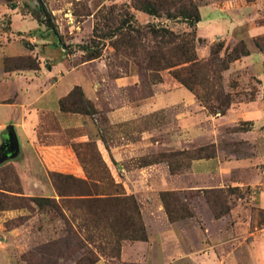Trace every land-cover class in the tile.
I'll list each match as a JSON object with an SVG mask.
<instances>
[{
    "label": "rangeland",
    "instance_id": "rangeland-1",
    "mask_svg": "<svg viewBox=\"0 0 264 264\" xmlns=\"http://www.w3.org/2000/svg\"><path fill=\"white\" fill-rule=\"evenodd\" d=\"M141 1L156 0H0V264H264V0H181L156 14ZM190 3L195 25L179 15ZM151 27L195 30V63L166 53L148 65ZM189 70L193 91L176 76ZM80 101L92 113L74 111ZM129 142L141 146L114 159ZM219 155L238 162L191 177L192 160ZM157 163L162 184L161 168L146 169ZM93 180L115 211L81 201ZM160 213L168 232L151 226ZM138 223L146 240L121 238ZM136 242L142 259L122 258Z\"/></svg>",
    "mask_w": 264,
    "mask_h": 264
},
{
    "label": "trees",
    "instance_id": "trees-1",
    "mask_svg": "<svg viewBox=\"0 0 264 264\" xmlns=\"http://www.w3.org/2000/svg\"><path fill=\"white\" fill-rule=\"evenodd\" d=\"M40 6H42V0H38ZM181 0H156L155 2H153L154 4H150L149 2L146 1H141L140 4L141 6L139 7L140 9L150 13V14H156V6L158 7H163L166 4H177L179 3ZM161 7V8H162ZM45 11V10H44ZM169 17H171L172 15L170 13H167ZM179 15L182 16L186 23H189L191 25H195L199 20H200V15L198 12L197 7H193L190 3L189 8H185L183 9V11H179ZM177 17V16H176ZM136 32V33H140L139 30H131L130 32ZM151 34L154 35V37L156 39L159 38V44L156 45L157 49H155L154 51H150V52H145L144 53V60L147 62L148 65H155V64H161V62L166 61L167 57H166V53L170 54V56L175 57V58H181L183 61H180V63H195L196 61V56L194 53V42L196 40V35H195V30H192L191 32H183L182 34H176L172 31H170L167 28H159V29H154V27H151L150 29ZM123 38H125V40L127 41V43H130L131 41H133L134 37L130 34V33H123L122 34ZM166 44V45H165ZM171 48H169V50L163 51V47H166L167 45H171ZM169 52V53H168ZM192 64V65H193ZM176 65V64H174ZM189 72V76H187V78H182L179 77L178 75H176L179 80L182 82V84L189 89L190 91H193V87H192V80H196L197 76L193 73ZM73 93L74 90L72 92L69 93L68 97L66 99H71L73 97ZM66 99H61L59 104H60V109L65 111L67 110L65 107V100ZM79 108H76L74 111L76 112H83L86 114H90L92 112H90V108L89 106L87 107H83V101H80L79 103ZM172 172V170H171ZM59 175V174H58ZM66 177H69L68 175H66ZM83 182V181H80ZM85 186L86 191L83 193H77V195H82V197H87L84 198L83 200H81L83 203H87L88 205H85L86 207H88L90 210L92 209H97L100 210L101 212H104V210H106V208H110L112 210L115 211V207L114 206H118L119 204H122L121 202H117V197H115L114 195H111V192L108 191H102L99 189V185L98 182L94 181L92 183H87L85 182V184H83ZM57 187V185H55ZM57 189L59 190V192H61V189L59 187H57ZM60 195H64V194H60ZM165 195V194H164ZM164 195H161L163 200H165ZM127 198V197H126ZM125 199V198H124ZM84 203V204H85ZM124 204L130 205L133 204V209H130L131 213L134 214V218L137 219V222L139 220V212H137L135 210V202L132 200V202L130 201H126ZM165 210L166 213L169 217V219H171V215H170V211L168 209V206L165 203ZM116 216V215H114ZM128 217L125 219L124 222V226L128 225ZM132 225L135 226V220L134 223H131ZM125 230L124 227H122L121 230H119V232H123ZM136 230V231H135ZM134 232L139 233V235H135ZM122 239H131V240H146V234L143 228V225H141V223H138V227L135 229H133L132 231H130V233L125 234L124 236L121 237ZM118 252L120 253V244L118 245ZM95 261H91L89 263L86 264H93Z\"/></svg>",
    "mask_w": 264,
    "mask_h": 264
},
{
    "label": "crops",
    "instance_id": "crops-1",
    "mask_svg": "<svg viewBox=\"0 0 264 264\" xmlns=\"http://www.w3.org/2000/svg\"><path fill=\"white\" fill-rule=\"evenodd\" d=\"M196 131H197L196 129L192 130V132H196ZM142 135L140 137V140L142 138H144V137H142ZM138 146H141V145H139L138 143H134V142L122 143L118 146H115L113 148V151L111 148L110 154L112 155V157L114 159L121 160L124 158L125 154L128 156L133 155L132 151L134 149H137ZM232 162L235 163L238 161L236 159H233V160L223 159L220 155L214 156V157H209V158L194 159L190 163V174H191V177L197 178V177H201V176H205V175H210V174L212 175V173H220V172L225 171L227 169V167L232 164ZM146 167H147L146 169H148L147 172H150V171L154 172L156 169L160 170V168H161V172L159 173V176L161 175L162 177L159 180V184L160 183L162 184L163 177H165L164 174L168 173L165 166H162V164L157 163V164H152V165L146 166ZM165 180L167 181V178ZM159 217H160L159 221L158 220L157 221H151L150 220V222L154 223V224L152 223L153 225H151V226L153 228H155L156 231H158V233L168 232L169 231V224H168V221H167L165 215H163V214L161 215V213H160ZM143 247L144 246L139 242H136L133 244L125 243V244H123L122 249H121V256H122V258L129 259L132 261H139L142 259V252L141 251L143 250L142 249ZM126 248L133 250L134 256H129V258H126L125 254H124Z\"/></svg>",
    "mask_w": 264,
    "mask_h": 264
},
{
    "label": "water",
    "instance_id": "water-1",
    "mask_svg": "<svg viewBox=\"0 0 264 264\" xmlns=\"http://www.w3.org/2000/svg\"><path fill=\"white\" fill-rule=\"evenodd\" d=\"M12 128V127H10ZM7 141H8V144H10V151H12V154L10 155V157L14 154L13 153V150L14 148H17V139H16V136H15V133L13 131V129H9L8 133H7V137H6Z\"/></svg>",
    "mask_w": 264,
    "mask_h": 264
}]
</instances>
